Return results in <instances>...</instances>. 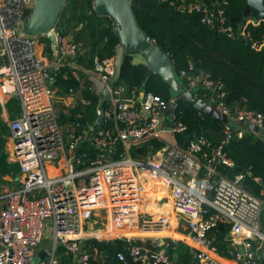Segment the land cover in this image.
I'll return each instance as SVG.
<instances>
[{
  "label": "built area",
  "instance_id": "obj_1",
  "mask_svg": "<svg viewBox=\"0 0 264 264\" xmlns=\"http://www.w3.org/2000/svg\"><path fill=\"white\" fill-rule=\"evenodd\" d=\"M158 1L167 2L181 12L196 13L203 24L229 37L244 38L254 49H264V33L254 39L247 25L235 27L230 23L226 11L229 0ZM32 7L33 0H0V104L11 99L19 103V113L8 123L7 149L10 160L20 163L25 174L19 186L0 193V264H34L49 221L53 242L51 251L45 249L50 257L43 263L58 264L56 249L63 246L66 254L72 256V264H90L98 249L92 243L81 249L86 225L98 210L112 208L119 216L136 211L146 191L148 175L170 184L173 212L187 225L201 264H224L214 254L216 248L209 236L219 215L231 224L233 232H246L250 239L264 243L261 231L264 177L254 174L252 166L234 179L219 171L222 165H235L224 151V145L232 139L252 132L264 140V115L247 108L232 111L224 85L209 74L194 71V62L190 61L187 68L180 70L186 89H197V96L201 92L202 99L229 118L226 137L219 146L206 151L211 142L204 134L194 135L183 146L172 142L168 136L185 133L187 125L175 119L172 129L167 130L164 112L167 102L153 92L130 90L122 79L110 88L114 110H104L107 117H114L118 126H102L90 136L94 128L90 125L77 133L73 122L64 126L56 112L53 75L63 66H70L81 87L69 89L68 94L78 97L83 105L89 104L90 100L83 94L86 85L79 73L81 47L71 34L55 27L57 49L53 50V57L56 58L49 60L41 49L42 36L25 32ZM248 19L259 21L254 16ZM83 71L91 84L89 88L102 102L103 91L115 71V55L97 60L94 69ZM101 109L98 106V114ZM253 125L259 131L253 130ZM0 137H6L1 128ZM150 139L165 142L156 160L134 158L126 152L117 158L112 156L119 144L126 151L129 145ZM87 147L95 149L93 156L83 150ZM49 166L54 169L60 166L65 171L54 174ZM245 177L263 186L262 197L242 184ZM139 221L141 230L160 233L171 224L172 218L166 213H149L139 215ZM121 238L125 240L126 250L118 252L120 260L178 264L168 254L167 242L150 248L135 243L134 236ZM244 245L245 251L236 253L241 264H264L262 244L258 249L253 248L251 240Z\"/></svg>",
  "mask_w": 264,
  "mask_h": 264
},
{
  "label": "trees",
  "instance_id": "obj_2",
  "mask_svg": "<svg viewBox=\"0 0 264 264\" xmlns=\"http://www.w3.org/2000/svg\"><path fill=\"white\" fill-rule=\"evenodd\" d=\"M92 1L72 0L65 12L67 14L65 23L68 27L62 30L65 34H71L81 47L79 63L82 70H79V73L83 79L86 73L83 69H94L97 60L103 61L115 55L120 43L113 29L114 20L98 14L92 6ZM246 4L247 0H229L226 6L228 19L235 27L247 25L254 39L260 38L264 33V20L255 23L246 18L243 13ZM133 7L141 28L169 53L179 74L182 68H187L188 63L193 61L194 71L209 74L224 85L227 91L226 101L232 111L247 108L264 115V49H254L250 41L244 38L229 37L203 24L198 14L181 12L167 2L135 0ZM42 39L46 42V50L51 51L50 39L45 36ZM148 72L149 66L146 63H133L132 55L126 56L122 68V80L128 84L130 90L143 89L146 92H153L168 103L172 98L170 84L164 82L157 74L147 79ZM53 77L54 87H58L62 92L68 93L71 88L81 87L70 66H63ZM181 79L185 87L186 81L184 78ZM84 83L86 88L83 94L90 103L81 104L75 107L70 116L62 114L61 117L64 121L73 122L77 133L90 125H95L99 116L98 106L106 110L110 105L109 101L100 102L99 96L89 88L91 86L89 81L85 80ZM198 96L203 98L201 92ZM7 106L12 117L19 113L20 106L16 99H11ZM79 113L81 116H77ZM175 115L177 121H182L188 127L185 133H175L174 139L179 145L183 146L194 135L204 134L211 142L206 148L209 152L211 148L222 144L226 137L225 122L199 112L186 101L176 106ZM106 126H112L111 120L103 124V127ZM2 130L5 132V126ZM4 143V137H0V175H12L18 178L20 165L8 161ZM164 146V141L150 139L141 144H134L130 148V154L133 157H141ZM83 150H87L90 156L95 154L94 148L87 147ZM124 150V146L119 144L114 158L119 157ZM224 151L234 160L235 165L220 166L219 171L222 174L234 179L237 174L245 172L249 166H252L254 174L264 177V140L257 138L254 133L247 132L241 138L232 139L224 145ZM242 184L255 194H260L263 188L251 177H245ZM221 224H218L221 229L218 240L224 239L225 235ZM90 243L99 246L97 240L88 244ZM135 243L151 245L141 240H136ZM122 250H126L125 240L107 242L105 252L93 254L90 264H143L129 259L126 262L120 260L117 254ZM56 253L61 264L72 263V256L66 254L63 246H58Z\"/></svg>",
  "mask_w": 264,
  "mask_h": 264
},
{
  "label": "crops",
  "instance_id": "obj_3",
  "mask_svg": "<svg viewBox=\"0 0 264 264\" xmlns=\"http://www.w3.org/2000/svg\"><path fill=\"white\" fill-rule=\"evenodd\" d=\"M63 17L60 16L58 23L56 24V27L59 28L60 30H65V26L67 25L65 23L67 15L65 17V21H63ZM44 42L45 41L43 40V43H42L43 45L41 46V49L44 55H46L49 60H54L56 57H53L52 46H51V51H47L46 45L44 46L45 44ZM132 62L133 63H141V62L146 63L144 56L142 54L132 55ZM86 77H87V74L85 73V78L83 79V81L86 80ZM55 90L58 94L56 98H58L57 102L59 103V107H60L57 110L59 113V119L60 121H64L61 118L62 114L66 116H70L72 114V111L75 109V107L77 106L79 107L81 103L78 97L69 95L66 92H62L60 91L58 87H56ZM8 102L5 103L4 105L0 104V118L3 121L2 124H5L6 121L14 118L11 116L8 110V106H7ZM109 102H110V105L106 110L113 111L114 104L111 100ZM108 120H111L112 127H117L119 124L114 119V117H107L105 115L104 123L108 122ZM64 123H65L64 126H67L69 122L66 121ZM5 133L6 134L9 133V127L7 126H5ZM168 137H170V140L172 142H175L174 137L172 136H168ZM7 144H8V141H7ZM132 146L133 145H129L128 149L126 151L124 150V152H126L131 157H133L130 154V148ZM159 150L155 152L147 153L145 156L134 157V158H141L143 160H148V159L156 160L160 154ZM112 156L114 158V155ZM62 163H64L63 160H62ZM19 165H20L19 177L22 181V179L25 177V174H23L21 171L20 163ZM59 167L58 169H54L53 167L49 166L50 172L54 174H59V172L63 173L65 169H61ZM9 177L10 176L4 177V178H9ZM20 183L18 184L20 185ZM19 185L11 183V185L6 184L5 186L2 184L3 187L4 186L6 188L11 187V189ZM170 189L171 187L169 183L157 177H152L151 175H148V180L146 181V191L142 194L143 198L141 202L139 203L136 211H134L129 216H119L115 214L116 212L115 213L113 212L112 208L98 210L96 212L95 217L91 221H89L85 227V230H86L84 232V236H85L84 238H86L85 246L89 242L93 240H97L99 243V246H97L98 253L105 252L104 250H105V246L107 242L115 241L117 239H123L121 237H125V236H134L136 240H141L142 242H147L151 245L153 244L152 246L146 245L150 248H156L157 244L160 245V244L167 242L168 243L167 249L169 252H171V258L174 260V262L178 264H201L200 261L199 263L194 262V252L196 251V249L194 245L191 243L190 238L188 236L187 225L177 214L173 212L174 210L171 206V201H170ZM256 195L262 197L263 191L261 190L260 194H256ZM149 213H151L152 215H162L165 213L170 214L172 218L171 224H169V226L166 227L164 231L160 233H149V232L142 231L143 235L135 236L134 233H131L130 231L141 230L139 215L141 217L142 215H147ZM219 223H222L221 225L223 229L225 230L224 239H221V240H218V238L220 237V231H221L220 227H218ZM261 231L264 232V208L262 212ZM46 234H47V231H46ZM209 236L212 239V243L215 245V248H216V252L214 254L218 258H220V260L224 264H241L240 261L236 257V253L238 252L243 253L245 251L244 243L245 241H249V240L252 241L254 249H258L259 245L262 244L260 248V253L264 255V243L260 239H256V238L250 239L249 235L246 232H242V233L233 232V230L231 229V224L230 223L227 224L225 221H223L220 215L217 218V224L213 228H211L209 232ZM48 240H49V243L46 242V239L43 242H41L40 246L38 247L35 253L34 262L36 259L39 258L40 262L38 264H42L47 258L50 257V255L48 254L44 258L41 257V255L46 252L45 249L51 251V243L53 241V237H51V239H48ZM102 243H105L104 247H102ZM47 245H49L50 247H47ZM173 254H176V258L173 257ZM55 256L58 261V264H61L57 253Z\"/></svg>",
  "mask_w": 264,
  "mask_h": 264
},
{
  "label": "water",
  "instance_id": "obj_4",
  "mask_svg": "<svg viewBox=\"0 0 264 264\" xmlns=\"http://www.w3.org/2000/svg\"><path fill=\"white\" fill-rule=\"evenodd\" d=\"M135 0H95L94 10L100 15H106L114 20V32L120 39V44L115 54V71L109 79L107 87L103 91V102L111 100L110 88L122 79L123 63L127 55L142 54L149 66L147 79L153 74L160 75L162 80L170 84L172 98L166 105L165 115L167 130H171L176 118V104L186 101L205 115L228 122L229 118L222 115L212 105L196 95L197 89L188 90L183 87V81L180 74L174 67L173 60L154 39L150 38L139 25L136 13L134 11ZM72 0H33V7L25 23V32L38 36L48 37L51 46L55 51L57 49V36L55 27L62 14L64 7L70 4ZM244 16L249 18L254 15L256 20H264V0H247L244 8ZM53 73V70H52ZM145 80V82L147 81ZM105 120V111L101 109L98 119L94 125L90 136L96 129L103 126ZM252 129L259 131L255 125ZM1 177V175H0ZM86 238L81 239L80 246L84 249ZM105 243H102L104 247ZM242 250V249H241ZM45 252L41 257H45ZM171 255V252H168ZM176 258V254H173ZM194 262L199 263L197 251L194 252ZM44 264V263H42Z\"/></svg>",
  "mask_w": 264,
  "mask_h": 264
},
{
  "label": "rangeland",
  "instance_id": "obj_5",
  "mask_svg": "<svg viewBox=\"0 0 264 264\" xmlns=\"http://www.w3.org/2000/svg\"><path fill=\"white\" fill-rule=\"evenodd\" d=\"M66 7H67V5L64 7V9H63V11H62V17H63V21H65V17H66V15L67 14H65V12L67 11V9H66ZM65 14V15H64ZM68 26L66 25L65 26V28H67ZM62 29H64V28H62ZM44 43H46V42H44ZM43 45V44H42ZM44 46H45V44H44ZM56 89V88H55ZM58 94H57V92H56V96H57ZM58 101V98H56V100H55V108H56V111L60 108L59 107V103L57 102ZM57 113H58V111H57ZM58 115H59V113H58ZM9 121V120H8ZM8 121H6V123L5 124H2V119H1V124H0V128L2 129L4 126H7V127H9V125H8ZM62 122V124L63 125H65V123L64 122H66V121H61ZM8 131V130H7ZM2 132L3 133H5L3 130H2ZM6 134V133H5ZM8 136H7V134H6V137H5V143H4V147H5V152L7 153V159H8V161L9 162H12V163H18L17 161H11L10 160V158H9V151H8V149H7V141H8V138H7ZM7 176H10L9 178H4V177H7ZM20 181H21V179H20V177L18 176V178H15V177H13L12 175H6V176H1L0 177V193L1 192H3V191H5V190H10L11 189V187L10 188H6L5 186H6V184H9V185H11V183L12 184H17L18 185V183H20ZM2 184L3 185H5L4 187H5V189H4V187L2 186ZM47 234H46V237H44V239H43V241L46 239V242H48L49 243V240L48 239H51V237H53V228H52V223H51V221H49L48 222V227H47ZM50 235H51V237H50ZM42 241V242H43ZM53 242V241H52ZM51 245H52V243H51ZM47 247H50L49 245H47ZM40 262V259L38 258V259H36L35 260V262H34V264H38Z\"/></svg>",
  "mask_w": 264,
  "mask_h": 264
},
{
  "label": "bare ground",
  "instance_id": "obj_6",
  "mask_svg": "<svg viewBox=\"0 0 264 264\" xmlns=\"http://www.w3.org/2000/svg\"><path fill=\"white\" fill-rule=\"evenodd\" d=\"M142 231H143V230L130 231V232H131V233H134L135 236H138V235H143ZM143 232H146V231H143Z\"/></svg>",
  "mask_w": 264,
  "mask_h": 264
}]
</instances>
